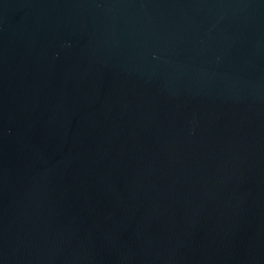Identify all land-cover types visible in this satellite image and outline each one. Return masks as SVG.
Wrapping results in <instances>:
<instances>
[{"label":"water","instance_id":"95a60500","mask_svg":"<svg viewBox=\"0 0 264 264\" xmlns=\"http://www.w3.org/2000/svg\"><path fill=\"white\" fill-rule=\"evenodd\" d=\"M0 264H264V0H0Z\"/></svg>","mask_w":264,"mask_h":264}]
</instances>
